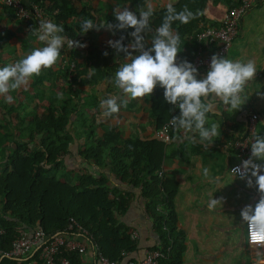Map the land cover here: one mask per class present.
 <instances>
[{
    "label": "trees",
    "instance_id": "trees-1",
    "mask_svg": "<svg viewBox=\"0 0 264 264\" xmlns=\"http://www.w3.org/2000/svg\"><path fill=\"white\" fill-rule=\"evenodd\" d=\"M115 1L135 9L144 2ZM78 2L24 0L23 6L30 12L28 19H18L10 8L0 5V62L6 41L15 36L6 19L19 20L23 49L27 53L39 47L31 29L37 28V22L42 19L61 25L65 35L85 45L61 48L54 65L42 68L25 86L10 90L8 94L13 96V101L4 102L0 97V251L7 252L21 232L38 229L51 236L66 232L71 225L68 232L87 241L95 259L99 255L111 263L122 264L128 254L137 253V241L131 237L133 230L117 219L127 210L133 197L132 189H137L157 235L148 250L163 254L155 264H183L184 233L177 227L174 210L178 183L174 178L157 177L165 151L176 150L175 145L170 147L157 137L126 139L116 127L97 135V129L103 127L101 107L96 100L88 101V98L95 99V95L87 96L84 89H92L99 82L116 88L112 76L121 62L118 57L123 54L113 53L107 44H95L91 30L79 33V22L94 18L84 7L77 8ZM210 2L221 4L227 12L238 0H177L174 5L177 10L187 6L195 13L188 23L174 22L180 35L179 49H187L189 61L196 54L195 35L206 25L205 10ZM31 6L36 7L39 19L33 16ZM162 14L163 8L154 11L150 20L153 29L160 23ZM105 22H113V15L106 17ZM121 34L109 33V39L115 40ZM123 35L127 43L126 33ZM150 35H146V41ZM204 71L198 72V76ZM170 109L172 106L163 100L162 89L156 88L150 103L156 131L176 114ZM117 114L118 111L105 116L111 119ZM74 121L84 144H79L76 133L71 132ZM181 131L171 125L170 144ZM72 151H76L80 162L87 166L83 168L84 173L65 165ZM80 255L79 251H73L61 257L71 264H80ZM26 256H2L0 264H43L37 252L24 259Z\"/></svg>",
    "mask_w": 264,
    "mask_h": 264
},
{
    "label": "crops",
    "instance_id": "crops-1",
    "mask_svg": "<svg viewBox=\"0 0 264 264\" xmlns=\"http://www.w3.org/2000/svg\"><path fill=\"white\" fill-rule=\"evenodd\" d=\"M166 2L167 0H153L155 10L163 8ZM117 6L125 7L123 3L115 0H79L77 8L84 7L98 23L112 16L113 9ZM128 8L135 10V8ZM225 13V7L221 4L210 2L205 10L207 17L205 27L220 24ZM6 23L14 33V39L18 35L15 33L16 27L20 30L21 38L23 37L19 20L6 19ZM238 28V33L233 38L225 56L242 62L253 61L256 72L245 87L248 98L236 111L227 110L218 99L212 97L215 108L207 115L209 121L217 123V135L210 141L200 143L198 140L185 139L186 134L181 131L180 136L172 144L170 141L166 142L170 147L175 145L174 149L179 151H165L166 156L161 171L157 174V177L174 178L178 183L174 210L177 227L184 233L183 264H236L235 259L239 264H264V243L248 244L244 236V223L242 243L245 244L240 243L234 246L230 241L229 231L233 220L240 218L239 210L245 204H253L259 194L254 185L246 187L244 180L229 173V167L241 158L227 145L230 139L243 136L246 117L250 112L257 115L255 134L264 135V95L259 94L264 93V0H255L251 8L240 17ZM91 33L95 44H107L110 33L108 30L100 28L91 30ZM10 40L6 41L7 46H11L8 44ZM37 46H40L39 42ZM186 50L183 48L180 54H177V61L189 58ZM23 54L26 55L27 52ZM118 59L122 62L124 57L120 56ZM156 88L146 97L132 100L124 97L125 102L120 105L118 114L114 118L106 119L100 108L102 111L100 120L103 127L97 129V135L100 136L104 130L116 127L126 139L131 136L138 139L156 138L155 119L150 110L151 97ZM84 90L87 96L95 95L94 100L97 103L109 95L122 97L118 88L100 82L93 85L92 89ZM118 103H120L119 100ZM65 163L68 169L75 172L84 173L83 168H87L76 156V151H72V155L66 157ZM205 168L208 170L207 175L203 172ZM88 169L95 172L92 168ZM122 188L126 189L123 186ZM137 191L132 189V200L127 210L117 219L137 235L135 239L137 253L128 254L122 264L129 263L127 261L137 264L141 261L148 248L154 245V239L157 236L153 231L152 220L144 212L143 201L139 199ZM211 194L214 198L222 197V203L221 206L210 211L206 204ZM80 241L87 244L83 239ZM234 250L238 253H234ZM32 254L33 252L29 253L24 259L30 258ZM80 264H99L90 245H87L85 252L81 253Z\"/></svg>",
    "mask_w": 264,
    "mask_h": 264
},
{
    "label": "clouds",
    "instance_id": "clouds-1",
    "mask_svg": "<svg viewBox=\"0 0 264 264\" xmlns=\"http://www.w3.org/2000/svg\"><path fill=\"white\" fill-rule=\"evenodd\" d=\"M176 2L167 0L163 4L160 23L154 29L150 25L155 10L153 0H144L135 10L126 6L115 7L113 22L101 20L97 23L91 18L82 19L79 33L100 28L113 34L122 33L119 38L106 42L113 53H122L124 57L112 76L122 97L109 95L101 99L99 105L103 115L116 113L125 102L124 97L128 100L146 97L159 87L163 100L176 113L170 117L169 123L181 129L186 134L185 139L205 143L217 135V123L209 121L207 115L215 108L211 98L218 99L227 110L237 111L248 98L245 87L252 80L256 68L251 60L242 62L213 53L204 73L198 76L197 68L191 61H177V53L181 50L180 35L174 22L188 23L195 13L187 6L177 10L174 6ZM37 24L38 27L31 31L41 45L33 47L22 58L0 66V97L4 102L13 101V96L8 94L10 90L25 86L33 76L39 75L42 68L54 65L61 48L85 46L79 41L74 42L64 34L61 25L50 19L39 20ZM123 33L128 37L127 43H124ZM148 33L151 35L146 41ZM104 54L107 55L106 52ZM249 152V157L231 171L233 176L239 173L246 187L254 185L259 194L253 204H245L239 210L240 220L246 224L250 240L259 242L264 241V135H252ZM203 172L207 175V168ZM212 194L206 204L210 211L222 203V197L214 198Z\"/></svg>",
    "mask_w": 264,
    "mask_h": 264
},
{
    "label": "built area",
    "instance_id": "built-area-1",
    "mask_svg": "<svg viewBox=\"0 0 264 264\" xmlns=\"http://www.w3.org/2000/svg\"><path fill=\"white\" fill-rule=\"evenodd\" d=\"M255 0H238L235 7L228 9L223 16L219 26H206L199 33L195 35V40L198 43L195 56L192 58V64L197 68V73L205 70L208 65L209 57L215 53L217 56H225L231 46L233 38L238 33L239 19L246 13ZM24 0H0V5L10 8L15 17L18 19L30 18V12L23 6ZM33 16L36 19L40 15L36 7L31 6ZM205 48V49H204ZM211 51V53H210ZM257 123V115L254 112L248 113L245 123V131L243 136L234 138L228 141L227 145L241 158L240 161L231 165L228 169L229 173L233 175L232 169L238 167L244 157L249 156V144L251 137L255 133V126ZM171 124L168 122L161 129L156 131V136L164 142H169L168 130ZM160 173V172H159ZM234 176L239 177V173ZM72 226L69 225L67 231L64 233H56L51 236H46L42 231L35 229L31 232H21L19 236L12 241L10 249L2 253L0 251V258L2 256L21 258L29 253H38V259L43 264H71V262L61 257L63 253L79 251L84 253L88 244L78 239L79 236H74L71 231ZM244 236L248 244L260 245L264 241L253 242L249 238L248 229L244 225ZM0 233L2 231L0 230ZM136 233L133 232L131 237L136 238ZM163 254L158 250H147L144 257L137 264H155L157 259L162 258ZM99 264H116L111 263L101 256L96 257ZM127 264H134L129 262Z\"/></svg>",
    "mask_w": 264,
    "mask_h": 264
},
{
    "label": "rangeland",
    "instance_id": "rangeland-1",
    "mask_svg": "<svg viewBox=\"0 0 264 264\" xmlns=\"http://www.w3.org/2000/svg\"><path fill=\"white\" fill-rule=\"evenodd\" d=\"M15 33L18 34V36H16L15 39L13 38L10 40V42H8V44H11V46L8 45L11 48H9L7 45H5V52L2 56L3 61L0 62L1 64L5 63V62L11 63V62L16 61V60H18L24 56L23 53H25V51L23 49V42H22L21 35H19V33H20L19 28H17V27L15 28ZM39 45H41V42H39ZM90 100L94 101L93 98H90ZM73 125L74 126L72 127L71 132L76 133V138H77V141L79 144H84V142L81 139L83 136L78 135V130L76 127V125H77L76 121H74ZM99 132H101V131H99ZM232 223H233L232 227L230 228V231H229L230 241L232 242V244L234 246H237L240 243L245 244L244 242L242 243L243 223H241L240 218H235ZM233 252L236 254L238 253L236 250H234ZM235 263L239 264V262L236 259H235Z\"/></svg>",
    "mask_w": 264,
    "mask_h": 264
}]
</instances>
